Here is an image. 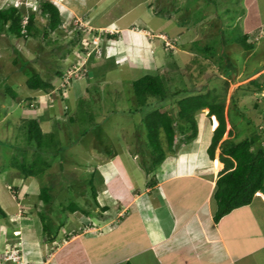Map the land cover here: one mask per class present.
<instances>
[{"label": "rangeland", "instance_id": "rangeland-1", "mask_svg": "<svg viewBox=\"0 0 264 264\" xmlns=\"http://www.w3.org/2000/svg\"><path fill=\"white\" fill-rule=\"evenodd\" d=\"M41 1L47 0H0V8L16 6L25 17L34 13L35 26L41 28L46 22L40 16ZM48 1L59 9L62 20L56 31L49 32L45 38L38 35L16 39L10 35H0V208L9 217L17 212L22 219L32 220L38 229L40 226L42 228L43 221L51 236H55L54 239L58 237L57 242H48L51 239L48 240L45 234L40 235V232L38 237L22 236L21 244L25 242L27 251L22 247L25 252H21V264H50V261L47 262L50 254L76 233L95 236L94 232L98 231L95 228H101L97 209L93 210L96 215L90 225L79 220L76 213H63L62 206L77 202L87 210L90 209L91 182L97 189V169H105L109 165V158L117 156L115 159L134 174L139 184L141 171L135 170V166H130L128 161L142 167L144 158L147 159V150L141 144L145 139L141 121L151 108H145L142 112L137 110L131 84L146 75V72L128 69L123 64L117 65L114 59L106 60L103 48L107 45L105 36L108 34L105 33L108 31L101 29L95 32L94 24L91 23L95 15L102 13L101 16L107 14V18L104 16L102 19L108 23L107 20L114 17L108 11L113 3H120V7L112 13L116 16L121 14V10L126 12L132 4L140 2V7L128 12L124 22L147 13L151 22L147 26L149 30L144 31H147L148 39L153 41L150 45L161 43L163 39L171 46L177 40V45L199 42L197 47L200 49L205 45L219 43V31H222L228 62L234 61L238 71L236 75L231 74V79L220 76L207 87L216 85L222 94V83L228 81L230 86L225 95L224 113L230 127L234 128L231 133L236 136V140L249 138L256 129L259 131L264 127V90L255 93L241 89L248 81L264 73L263 70L243 80V76L256 66L264 65V0L255 3L247 0L251 6L246 12L244 0H102L98 7V0H88L84 6L87 9L85 13L89 14H83V11L73 7L77 6V0ZM258 6L262 11L256 16ZM261 22L262 25L257 27ZM133 28L140 30V34L145 33L142 32L145 27L132 25L129 30ZM243 29L254 30L245 33ZM244 34L248 36L246 44L253 46L250 51L236 42ZM110 45H114V42ZM160 45L159 50L165 51ZM190 60L181 54L176 57L169 54L163 69L152 71L151 74L163 77L170 92H179L183 87L186 90L185 93L181 91L176 98L157 103L154 108L175 111L176 99L193 95L196 84H201V78L211 73H207L202 59L197 62ZM214 61L210 63V68L222 75L217 56ZM57 71L61 72L62 77L54 78ZM33 74L52 79L53 89L48 92L28 90L25 82ZM63 76L66 85L60 81ZM259 81L264 83V77ZM7 89L12 90L16 97L11 98ZM233 98L243 108V114L231 108L228 115ZM206 114L207 110H204L196 115L200 126L201 122L209 123L212 119ZM246 118L251 119V122ZM26 119L39 121L42 132L53 134L63 148L58 155L47 156L51 166L38 178L26 179L11 165L13 155L26 146L21 130V124ZM175 145L176 150L186 146L178 140ZM31 153L26 152L27 158H30ZM119 162L116 164L120 165ZM218 164L212 163L215 170L219 168ZM43 186L51 189V201L48 204L39 198ZM22 188L28 189H25L28 191L25 196ZM249 207V216L264 222V205L255 199ZM14 223H8V220L0 216V232L4 234L3 226L9 225H14L9 229L10 233L17 231V224ZM103 231L105 229L100 230ZM28 238L37 240L36 244L27 241ZM42 248L45 252L40 253ZM31 251H36V260L30 259L35 257ZM67 253V250H61L51 264H80L82 258L78 252L75 256ZM7 263L13 264L11 261Z\"/></svg>", "mask_w": 264, "mask_h": 264}, {"label": "crops", "instance_id": "crops-1", "mask_svg": "<svg viewBox=\"0 0 264 264\" xmlns=\"http://www.w3.org/2000/svg\"><path fill=\"white\" fill-rule=\"evenodd\" d=\"M87 1L77 0V6L73 7H77L84 14ZM100 1L102 0H98L96 7ZM251 1L255 3L258 0ZM246 3L247 0H244L245 12L251 6ZM113 7L114 9H110ZM119 7L120 3L115 2L109 8L108 11L114 17L107 20L108 23L102 19L104 16L107 18V14L101 16L103 13L95 15L93 22L90 21L94 24L95 32H100L101 29L108 31L105 33L108 34L105 36L107 45L103 48L105 59H114L117 65L123 64L128 69L153 75L152 71L163 69L167 54L162 49L159 50L160 42L154 41L155 43L150 45L152 40L146 36V30H149L147 26L151 22L148 20L149 15L146 13L143 16H135L140 20L135 18L124 22L128 12L140 7V2L132 4L126 12L121 10L119 15L112 14ZM259 7L256 9V16L262 11ZM132 25L137 28L145 27L141 30L145 33L140 34V30L134 28L129 30ZM260 25L262 22L257 27ZM114 29L116 31H113ZM254 29L243 30L247 33ZM112 41L114 45H110ZM187 44L189 43L180 47L177 55L181 54L189 59L195 56V53L186 49ZM211 118L213 121L211 119L209 123L201 122V126L197 119L196 139L184 148L175 149L173 154L167 155L163 164L154 172L155 182L151 186H148V183L152 181V175H147L141 166L128 161L130 166H135V170L141 171L137 184L134 174L115 159L117 156L109 158V165L105 169H97V202L100 209L104 208L103 212L96 208L101 228H95L98 230L94 232L95 236L76 233L71 239L64 240L65 242L50 254L47 262L50 261L51 264L64 249L71 256L78 252L82 258L80 264H264V222L257 221L249 216L248 212L255 199L260 205H264V196L261 193H257L248 206L233 210L218 222L213 219L215 203L212 192L220 165L218 164L217 170L212 166L219 153L218 149L213 160H210L206 153L212 133L217 127L216 119ZM226 123V133L222 140L229 136L234 137L232 133L229 134L231 127L228 121ZM25 189L22 188L24 196L28 194ZM2 211L4 212L3 209ZM16 213L11 217L5 213L8 223L15 222L18 228L10 233L9 229L14 225L3 226L5 233L0 232V253L12 247L18 250L21 258V252L26 250L25 242L21 244L22 236L38 237L39 232L40 235L43 232L41 226L38 229V225L33 224L32 220L22 219ZM76 214L80 216L77 217L79 220L86 223L94 220V216ZM102 229H105L104 233L100 232ZM54 237L48 242H57L58 237ZM27 241L36 244L37 240L28 238ZM73 244L75 245L72 246ZM35 252L31 254L37 255ZM43 252L44 248L40 253ZM36 258L35 256L30 259ZM2 263L0 259V264Z\"/></svg>", "mask_w": 264, "mask_h": 264}, {"label": "trees", "instance_id": "trees-1", "mask_svg": "<svg viewBox=\"0 0 264 264\" xmlns=\"http://www.w3.org/2000/svg\"><path fill=\"white\" fill-rule=\"evenodd\" d=\"M40 16L45 18L46 22L41 28H37L35 26L36 15L34 13H30L25 17L20 8L13 5L0 9V35L6 34L16 39L27 36L37 37L38 35H42L41 37L45 38L49 32L56 31L62 21L59 10L49 1L40 2ZM219 34L218 44L205 45L200 49L197 47L199 42L187 44L186 49L195 53V56L190 61L197 62V60L205 58L203 61L206 64L207 73L209 71L211 73L201 78V84H196V91L193 95H185L176 99L175 111L168 112L154 107L157 103L176 98L181 91L185 93L184 87L179 92H170L163 77L158 75H144L131 84L135 102L138 106L137 110L142 112L145 108H151L144 114L141 121L142 132L145 135L144 142L141 144L147 150V159L144 158L142 168L147 175H152V181H149L148 186L154 184V172L163 164L167 155L175 152V142L177 140L184 145H188L196 139L198 134L196 115L201 111L207 110L208 117H215L217 127L212 133L211 142L206 151L208 158L213 160L216 149L219 150L218 161L220 170L212 192V199L215 203L213 215L215 222H218L233 210L251 204L257 193H261L264 196V127L259 130L260 132L256 129L249 138L236 140V136H234L235 138L229 136L227 139L222 140L226 133L227 125L224 113L225 95L230 85L227 80L222 83L224 92L222 94L219 93L216 85L207 87L213 80H218L220 76L231 79V74L236 75L238 71L234 61L232 63L228 62L222 31H219ZM247 39V34H244L236 42L242 45L245 50L250 51L253 46L246 44ZM162 46L167 55L176 56L183 44L177 45L176 40L172 48ZM216 56L218 64H221L220 72L222 75L210 68V63L214 61ZM263 70L264 65L256 66L250 73L243 76V80H248ZM165 74L163 73V75ZM53 76L54 78L62 77V74L57 71ZM262 77H264V73L248 81L241 89L244 91L251 90L255 93L261 92L264 90V83L259 81ZM64 79L65 77L61 78L60 81H64ZM25 85L30 91L48 92L53 89L52 79H47L39 74L31 75L26 80ZM6 91L11 98L16 97L12 90L7 89ZM230 104L228 115H230L231 108L243 114L244 110L238 106L236 98H233ZM246 119L251 122V119ZM70 121L73 120L70 119ZM231 129L234 128L232 127ZM21 130H23L22 135L26 146L13 155L11 165L26 179L43 176L51 166L47 156H56L63 151V148L53 134L42 132L39 121L35 119L24 120L21 124ZM28 151H32L30 158H27L26 155ZM214 162L217 163V161ZM49 190L51 189L48 186H43L40 189L39 198L45 204L51 201ZM90 197L89 210L77 202H70L68 205L62 206V212H68L69 214L80 213L85 217L95 216L96 214L94 215L93 210L100 208L97 202V189L92 182ZM100 211L103 212L104 208L100 209ZM0 216L4 219L6 218V214L1 208ZM42 232L50 239L53 238L43 221Z\"/></svg>", "mask_w": 264, "mask_h": 264}, {"label": "built area", "instance_id": "built-area-1", "mask_svg": "<svg viewBox=\"0 0 264 264\" xmlns=\"http://www.w3.org/2000/svg\"><path fill=\"white\" fill-rule=\"evenodd\" d=\"M166 47L172 48V45L165 41V40H160ZM71 80V79H70ZM64 85H66L67 81L66 78L64 79ZM0 259L2 260L3 263L7 264V262L13 263V264H21V258L19 256L18 250L17 249H5L2 253H0Z\"/></svg>", "mask_w": 264, "mask_h": 264}, {"label": "clouds", "instance_id": "clouds-1", "mask_svg": "<svg viewBox=\"0 0 264 264\" xmlns=\"http://www.w3.org/2000/svg\"><path fill=\"white\" fill-rule=\"evenodd\" d=\"M48 1V0H47ZM51 2V1H50ZM55 6V5H54ZM58 9V8H57ZM59 10V9H58ZM160 44H162V45H164L162 42L160 43ZM165 46V45H164ZM207 113H208V111H207ZM207 115V114H206ZM213 117V116H212ZM215 118V117H214Z\"/></svg>", "mask_w": 264, "mask_h": 264}]
</instances>
